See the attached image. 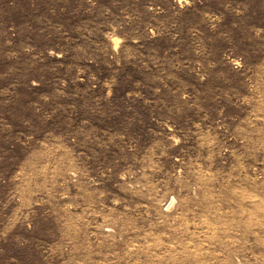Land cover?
I'll return each instance as SVG.
<instances>
[{
    "label": "rangeland",
    "instance_id": "rangeland-1",
    "mask_svg": "<svg viewBox=\"0 0 264 264\" xmlns=\"http://www.w3.org/2000/svg\"><path fill=\"white\" fill-rule=\"evenodd\" d=\"M0 264H264V0H0Z\"/></svg>",
    "mask_w": 264,
    "mask_h": 264
}]
</instances>
